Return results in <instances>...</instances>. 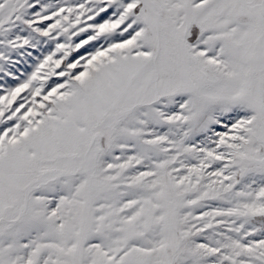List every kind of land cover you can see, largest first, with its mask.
Wrapping results in <instances>:
<instances>
[{
    "label": "snow or ice",
    "instance_id": "obj_1",
    "mask_svg": "<svg viewBox=\"0 0 264 264\" xmlns=\"http://www.w3.org/2000/svg\"><path fill=\"white\" fill-rule=\"evenodd\" d=\"M0 264H264V0H0Z\"/></svg>",
    "mask_w": 264,
    "mask_h": 264
}]
</instances>
